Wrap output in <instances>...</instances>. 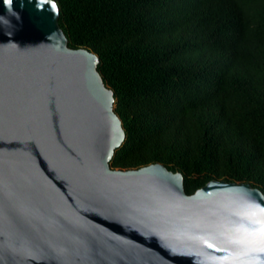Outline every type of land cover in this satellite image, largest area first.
Instances as JSON below:
<instances>
[{
    "label": "water",
    "instance_id": "obj_1",
    "mask_svg": "<svg viewBox=\"0 0 264 264\" xmlns=\"http://www.w3.org/2000/svg\"><path fill=\"white\" fill-rule=\"evenodd\" d=\"M58 19L56 0H0V264H264L258 188L110 167L114 93Z\"/></svg>",
    "mask_w": 264,
    "mask_h": 264
},
{
    "label": "trees",
    "instance_id": "obj_2",
    "mask_svg": "<svg viewBox=\"0 0 264 264\" xmlns=\"http://www.w3.org/2000/svg\"><path fill=\"white\" fill-rule=\"evenodd\" d=\"M68 47L99 58L125 141L110 162L162 164L190 195L264 194V0H56Z\"/></svg>",
    "mask_w": 264,
    "mask_h": 264
},
{
    "label": "snow or ice",
    "instance_id": "obj_3",
    "mask_svg": "<svg viewBox=\"0 0 264 264\" xmlns=\"http://www.w3.org/2000/svg\"><path fill=\"white\" fill-rule=\"evenodd\" d=\"M261 211H264V209H261ZM209 247H211V245H209Z\"/></svg>",
    "mask_w": 264,
    "mask_h": 264
}]
</instances>
